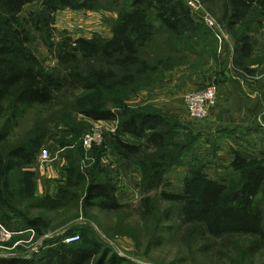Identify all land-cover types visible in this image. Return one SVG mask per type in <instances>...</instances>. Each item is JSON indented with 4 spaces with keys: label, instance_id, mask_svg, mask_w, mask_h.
<instances>
[{
    "label": "trees",
    "instance_id": "obj_1",
    "mask_svg": "<svg viewBox=\"0 0 264 264\" xmlns=\"http://www.w3.org/2000/svg\"><path fill=\"white\" fill-rule=\"evenodd\" d=\"M38 1H41L39 11L24 13L25 8ZM105 1L104 4L103 0L102 3L101 0H0V176L7 179L15 171L21 173L19 189L8 196H17L18 205L25 202L22 208L27 213L10 209L0 197V223L14 233L33 229L40 236V219L30 217L29 210H58L68 202L74 203L82 191L81 204L85 208L97 207L105 212L124 208L116 198L115 181L99 169V155L92 170L86 171L87 183L84 175L76 173V163L68 160L66 185L53 198L37 197L30 180L32 173L26 168L35 164L37 148L45 137L39 135L40 142L29 144L11 146L7 142L28 110L51 105L66 90H77L85 96V100L78 101L79 113L84 118L116 123L114 132L104 135L103 151H98L109 148L118 159L119 168L138 164L142 169L138 185L141 194L159 190L160 198L176 208L178 221L187 227V235L198 233L211 240L244 238L247 243L240 250L243 256L264 251V165L234 152L228 177L207 178L199 167L184 178L181 192L166 193V173L179 163L183 150L173 139L180 130L190 136L189 140L196 137L184 127L179 129L180 124L174 118L153 107H125L130 98L153 88L154 77L181 66L180 60L186 55L202 60L205 56L217 63L215 49L210 51L211 44L203 39L208 30L205 33L206 29L191 16L182 0ZM199 1L205 6L213 2ZM221 2L219 20L226 23L234 40L232 66L247 69L253 48L245 33L246 22L248 19L252 22V18L256 24L262 22L264 0ZM65 9L114 12L110 37L96 35L72 40L59 33L54 43L55 14ZM241 27L243 31H237ZM37 37L54 56L55 67H46L33 52L32 42ZM104 102L108 107L102 105ZM234 174H241L239 183L231 179ZM68 189L71 191L67 192ZM74 232L79 233L77 243L64 245L59 237L44 242L42 251L29 259L18 255L0 257V264H135L85 229L77 227L64 236H72Z\"/></svg>",
    "mask_w": 264,
    "mask_h": 264
},
{
    "label": "rangeland",
    "instance_id": "obj_2",
    "mask_svg": "<svg viewBox=\"0 0 264 264\" xmlns=\"http://www.w3.org/2000/svg\"><path fill=\"white\" fill-rule=\"evenodd\" d=\"M103 1L105 4L106 1ZM182 1L186 6V0ZM40 4L41 1H38L32 6H28L25 8L24 13L39 11ZM206 6L203 5L208 14L221 27L222 32L226 36V42L234 41L232 35L228 32L226 23L219 20L221 17L220 8L222 7L221 0H213L207 8ZM108 13L111 12L106 10L98 12H73L68 9L58 11L55 14V41L53 42H57L59 33H65L72 40L79 38L91 39L96 35L108 39L112 23L110 16H107ZM113 14L115 13L113 12ZM191 16L193 17V15ZM252 19V22H249L251 19H248V22H246L248 23V31L245 33L251 40L259 37L260 41H264V19L259 24L254 23L255 18ZM239 30L243 31L242 27L237 31ZM203 39L204 41H208L206 43L211 44L210 51L214 49L216 52L218 51L217 43L209 31ZM31 48L36 56L44 62L46 67H55L56 61L54 56L45 47L39 37L32 42ZM251 60L252 62L246 65L247 69H235L240 71L243 76H251L253 70H250V66L261 64L263 57L257 56ZM180 64L181 66L173 68L158 77H154L156 80L153 84L151 83L152 81L149 84H152L153 88L161 87L166 81V75L179 68L206 74L212 67L215 70H219V72L223 67L220 62L214 63V61L205 58V56L204 60H202L195 55H186L180 60ZM251 78L253 79L254 77L251 76ZM210 84H214L213 81ZM83 94L82 91L66 90L63 94L57 96L51 105L34 106L18 121V125L9 136L7 142L11 146L20 143L29 144L30 142H40L37 141L39 135H42L43 138L45 137L40 142L39 148H37L38 155L36 162H39V155L42 151L46 150L49 152V164H52L54 169L58 168V173L61 174V177L56 180V183H58L56 192H58L63 184L64 186L66 185L67 178L66 172V177L62 182L63 168L56 165L60 158L63 160L67 159V166L68 160L74 161L76 163L75 166L78 167L76 173L84 175L85 183H87L89 178L86 177V171L92 170V165L96 163V157L99 155V169L105 176L109 175L112 181H115L117 199H120L123 205H125L124 208L116 212L101 211L97 207L85 208L81 204L82 191L79 192L78 199L74 203L68 202L58 210H46L44 212L35 211L34 209L29 210L28 215L30 217L38 216L40 219L42 234L37 236L34 231L33 238L31 234H24L27 239H24V242L16 246V248H10L13 245L14 238L6 243H0V257L18 255L29 259L42 251L46 246L44 242L55 240L59 237H68L64 236L66 235L65 233L79 227L91 232L103 245L135 264H264V251H259L251 256H243L241 254L243 250H240L247 243V240L244 238L227 237L211 240L198 233L187 235V227L181 225L178 221L176 208L160 198L159 190L144 195L141 194L138 186L142 179L141 167L134 163L132 166L126 165L124 168H119V164H117L118 159L110 152L109 148L106 147L104 150L107 151L102 152L104 135L106 137L111 125L116 127V123L93 122L84 118L79 113L81 106H78L79 100H85ZM135 98L136 95L130 98L129 101H126L125 107L130 109L142 106L153 107V110L155 108L162 114L173 118V116L163 112L152 104L136 105ZM102 105L108 107V104L105 102ZM177 123L180 124L179 129L184 127L196 139L189 140L190 136L184 130L177 132V137L173 139L174 142L183 146V150L180 151L179 163L172 166L166 173L165 181L168 183V186L164 188L166 193L181 192L184 178L191 170H197L199 167H201L202 173L207 178L219 179L225 176L228 177L231 174L229 165L234 152L246 154V157L255 158L264 165V114L256 119L250 127V130L254 129L252 133H256V137L250 141L249 150L237 151L229 148V145L227 146L229 142L225 140L231 135L229 131L224 132L223 135L206 131L195 133L194 130L201 131L197 130V128L202 127L198 122L189 123L186 119L183 122L177 121ZM194 125L197 127L196 129L192 128L195 127ZM187 126H192V130L189 128L188 130ZM96 128L101 132L103 142L99 148H93L89 160L88 157H85V152L81 146V139L84 135L97 130ZM236 132H240V134L243 132L244 134L245 127L240 128ZM8 144L5 145L6 150L7 146H9ZM99 149L102 150V153L98 151ZM35 164L31 168H26L32 173L28 174H30V180H33L34 187L36 178L34 174ZM134 167L138 168L139 173H137V176L132 172L134 171ZM112 171L115 173L112 174ZM240 175L234 174V177L231 179L235 183H239L241 179ZM116 177H119V180H116ZM21 179L23 180L19 171H15L7 179L1 175L0 197L3 203L10 209L15 211L19 209V211L21 210L26 213L22 208L25 202L20 203V207L17 196H8L14 189H19L18 184ZM69 191L71 189L67 190V192ZM262 198L260 199L262 200ZM24 213L23 216L29 219L30 217L24 215ZM0 225L3 226L1 223ZM72 234L79 236V233L74 232Z\"/></svg>",
    "mask_w": 264,
    "mask_h": 264
},
{
    "label": "crops",
    "instance_id": "obj_3",
    "mask_svg": "<svg viewBox=\"0 0 264 264\" xmlns=\"http://www.w3.org/2000/svg\"><path fill=\"white\" fill-rule=\"evenodd\" d=\"M107 16H110L112 20L116 18L113 13H108ZM250 43L253 48L250 59L257 56L263 57L261 64L250 66V70H253L251 75L254 77L253 79L251 76H243L240 71L232 66L234 41H227L224 43L223 48L216 52V58L223 66L220 72L213 67L206 74L182 68L175 69L166 75V81L161 87L140 92L135 98L136 105L152 104L173 116L177 121L183 122L187 119L189 123H196L187 115L183 104V96L186 93L203 89L213 81L217 90L216 105L210 110L204 121L198 122L203 128H197L194 125L195 127L187 126V129L192 127L201 130L199 132L194 130L195 133L206 131L209 133L215 132L219 135L229 131L231 135L225 139L229 142L227 144L229 148L237 151L249 150L250 141L256 137V133H252L254 129L250 130V127L256 119L264 114V41H260V38L256 37ZM242 127H245L244 134L243 132L241 134L236 132ZM114 128L111 125L109 132L112 133ZM124 140L130 142L127 138ZM49 163V161L45 163L39 161L34 166L36 177L34 190L37 197L53 198L57 193L58 183H56V180L61 177V174L58 173V168L54 169L53 165ZM56 165L63 168V182L67 172V159L60 158ZM133 170L132 172L137 176V173H139L138 168L134 167ZM114 173L112 171V174ZM118 178L116 177V180H119ZM115 195L117 198V191ZM117 200L120 204H123L120 199ZM13 238V245L10 248H16L20 242L27 239L25 235H17Z\"/></svg>",
    "mask_w": 264,
    "mask_h": 264
},
{
    "label": "built area",
    "instance_id": "obj_4",
    "mask_svg": "<svg viewBox=\"0 0 264 264\" xmlns=\"http://www.w3.org/2000/svg\"><path fill=\"white\" fill-rule=\"evenodd\" d=\"M186 7L190 10L191 15L197 22H199L206 30H208L215 39L218 51H220L224 43L226 42V36L222 32L221 27L215 22V20L208 14L199 0H186ZM217 90L215 84H209L203 89L186 93L183 96V104L187 111L188 117L194 122H202L208 117L211 109L216 105ZM91 133L86 134L81 139V146L85 152V157L90 160V153L93 148H99L102 144L101 132L98 128ZM39 161L45 163L49 161V152L44 150L39 155ZM30 235L34 236V230L28 229L23 232L14 233L5 229L0 225V243H6L17 235ZM26 236V235H25ZM31 238V239H32ZM30 239V241H31ZM79 241L78 235H72L64 237L62 244L71 245ZM24 241L20 242L23 243Z\"/></svg>",
    "mask_w": 264,
    "mask_h": 264
}]
</instances>
